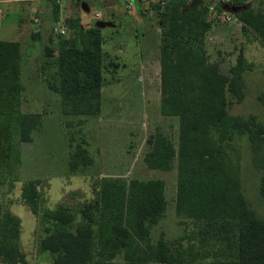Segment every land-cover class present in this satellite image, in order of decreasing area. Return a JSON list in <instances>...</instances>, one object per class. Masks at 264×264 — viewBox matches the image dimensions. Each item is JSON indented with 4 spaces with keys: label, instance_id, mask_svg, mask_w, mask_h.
<instances>
[{
    "label": "trees",
    "instance_id": "1",
    "mask_svg": "<svg viewBox=\"0 0 264 264\" xmlns=\"http://www.w3.org/2000/svg\"><path fill=\"white\" fill-rule=\"evenodd\" d=\"M245 1H234L235 15L242 30L254 33L264 46V0L257 8ZM133 3L144 15L141 0ZM153 9L161 39L160 114L178 119V137L174 144L163 134L151 135L143 163L167 172L176 162L175 211L195 227L194 237L185 251L172 252L163 238L150 243L151 230L166 210L162 180L125 184L105 178L99 198L78 212L80 220L60 206L43 214L46 234L40 249L53 255V264H113L118 256L123 264H264V220L242 194L240 160L232 154L233 141L246 137L264 196V128L254 117L229 113L232 101L244 99V56L238 55L227 74L209 61L205 39L213 16L206 0H166L162 10L159 5ZM64 26L69 36L50 39L44 48L46 63L53 66L48 88L58 96L63 115L96 116L105 75L104 36L100 28H82L78 17ZM21 59L17 42L0 41V170L9 167V172L19 163L20 145L32 142V132L42 123L41 114L19 109ZM73 149L71 170L93 164L82 144ZM38 185L31 180L22 188L32 214L37 213ZM1 217L0 261L26 264L18 246L19 221L9 213Z\"/></svg>",
    "mask_w": 264,
    "mask_h": 264
},
{
    "label": "rangeland",
    "instance_id": "2",
    "mask_svg": "<svg viewBox=\"0 0 264 264\" xmlns=\"http://www.w3.org/2000/svg\"><path fill=\"white\" fill-rule=\"evenodd\" d=\"M83 1L88 2V15L93 20L97 19L94 15L98 13L103 21H116L103 30L106 42L103 45L105 75L101 111L96 116L86 117L61 113L58 96L48 88L53 66L50 61L49 65L46 63L44 54L45 46L50 44L48 37L55 42L58 40L52 35V28L57 23L53 20V6L56 2L62 4L59 24L64 26L73 12L79 9V3L76 0H43L48 8L40 11L36 5L31 10L30 0H9L8 4L16 3L20 7L6 14L0 4V41L13 38L19 26L24 33L20 65L23 89L19 109L22 113L42 115L40 127L32 132V142L20 145L19 163L15 169L12 172L8 171L9 167L0 170V222L4 213L19 221L18 246L26 264H53V255L40 249V241L46 234L42 219L45 212L60 206L70 210L80 220L78 212L85 204L99 198L105 178L117 179L125 184L132 179L162 180L165 184L166 210L163 218L151 230L150 243L155 244L163 238L172 252L185 251L189 238L194 237L196 230L191 222L176 215V162L167 172L150 170L143 163L146 142L151 135L163 134L174 144L178 137V119L160 114L161 39L158 12L153 6L159 5L162 10L166 0H141L143 18L148 22L146 25L140 24L141 19L137 16V24L130 28V20L124 12L128 11L125 7L130 6L129 0H125L126 3L123 0ZM243 4L257 8L259 1L246 0ZM261 8L264 10V4ZM134 10L135 7L130 8V11ZM34 17L39 19V24L33 22ZM117 21L125 22L127 26L120 29L116 27ZM37 25L45 29L39 43L30 38L28 31L31 26ZM212 25L205 39L209 61L217 64L224 74L235 65L240 54L247 64L244 99L241 103L232 101L229 113L246 120L254 117L256 123L264 128V46L254 33L242 30L239 20L226 24L213 17ZM68 36L67 30L64 38ZM121 48L124 49L122 53ZM78 144L87 149L93 164L73 171L70 168V155ZM232 144V154L238 155L240 160L242 194L248 206L264 220L260 172L253 165V154L247 138H238ZM31 180L39 183L36 214L31 213L21 195L23 185ZM112 262L123 264L121 256ZM0 264L3 263L0 261Z\"/></svg>",
    "mask_w": 264,
    "mask_h": 264
},
{
    "label": "crops",
    "instance_id": "3",
    "mask_svg": "<svg viewBox=\"0 0 264 264\" xmlns=\"http://www.w3.org/2000/svg\"><path fill=\"white\" fill-rule=\"evenodd\" d=\"M43 0H30V2H32V3H30L29 5L31 6V10H32V7H34V5H36V6H38L41 10L40 11H43L44 10V8L46 7V8H48L47 6H45L44 5V3L42 2ZM124 2H125V0H123ZM76 2H78L79 3V6H78V8L79 9H77V10H75L74 12H73V15H72V17H78V18H80V21H81V26H82V28H84V29H86V28H90V27H97V28H100L101 29V31H102V34H103V30L104 29H106V28H108V27H110V25L112 26V23L114 22V23H116V21H114V20H110V21H112V22H110V21H103L101 18V15L100 14H98V13H96L94 16L96 17V15H99L98 17H97V19L95 18V20H93L92 19V17H90L88 14L90 13V9H89V6H88V2L87 1H83V0H76ZM129 2H130V6H128L127 5V8L125 7V9H128V11H126V10H124V12H125V15L127 14V17L129 18V20H130V24H129V28L130 27H134L136 24H137V22H138V20H137V16H138V18H140L141 19V21H140V24H144V25H146V23L148 22V19H145V18H143L144 17V15H137V12H136V14H135V10L134 11H130V8L131 7H135L134 6V3H133V0H129ZM9 3V0H0V4H2L3 5V9H2V11L4 12V14H6L7 12H9L11 9H13V8H19L20 6L18 5V4H16V3H13V4H8ZM60 2H58V4H59ZM126 3V2H125ZM57 4V2H56V4L55 5H57L58 6V9H56L55 8V6H53V20H55V22H57V23H59V20L61 21V19H62V13H63V7H62V4L61 5H58ZM0 12H1V10H0ZM114 16V15H113ZM64 17V16H63ZM65 17H67V16H65ZM101 17V18H100ZM22 21V20H21ZM136 22L135 24H134V22ZM117 26H116V24H113V25H115L116 27H119L120 29H123L124 27H126L127 26V23H125V22H118L117 21ZM133 23V24H132ZM56 24V23H55ZM39 26L37 25V27L36 26H34V27H32L31 26V28L28 30L29 31V35H30V38L32 39V35L33 34H37L38 35V39L36 40V41H34V42H38V41H40L41 40V38H42V35L43 34H45V29L44 28H38ZM114 28V27H113ZM213 28V25H212V27H211V29ZM146 29L149 31V27L148 26H146ZM42 30H43V32H42ZM28 33V32H27ZM23 32L21 31V28H20V26H19V30L17 31V33H16V35L13 37V38H11V39H8V40H2V41H8V42H17L18 44H19V46H20V53H21V57H22V45H21V39H22V36H23ZM136 36H139V35H137L136 34ZM50 39L51 38H49L48 37V40L50 41ZM33 40V39H32ZM105 38H104V43H103V45H105ZM39 43V42H38ZM123 43V42H122ZM124 44V43H123ZM145 44H147L146 43V41H145ZM37 45V44H36ZM124 48V47H123ZM123 48H121L122 50H121V53L123 52ZM102 49H103V47H102ZM105 52H104V50H103V54H104ZM47 61V60H46ZM42 76H44V75H42ZM45 77V76H44ZM103 88H104V84H103ZM103 88H102V90H103Z\"/></svg>",
    "mask_w": 264,
    "mask_h": 264
},
{
    "label": "built area",
    "instance_id": "4",
    "mask_svg": "<svg viewBox=\"0 0 264 264\" xmlns=\"http://www.w3.org/2000/svg\"><path fill=\"white\" fill-rule=\"evenodd\" d=\"M235 0H206V6L208 13L211 14L215 20L220 22L231 24L238 21L235 15L234 8ZM99 15H96L98 17ZM33 22L39 24V19L34 17ZM52 34L56 37H65L67 35V29L65 26L56 23L52 28Z\"/></svg>",
    "mask_w": 264,
    "mask_h": 264
}]
</instances>
